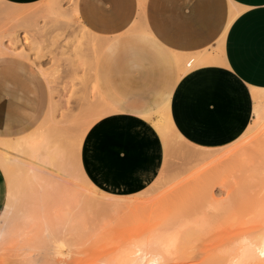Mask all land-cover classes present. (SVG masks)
Instances as JSON below:
<instances>
[{"label": "rangeland", "instance_id": "obj_1", "mask_svg": "<svg viewBox=\"0 0 264 264\" xmlns=\"http://www.w3.org/2000/svg\"><path fill=\"white\" fill-rule=\"evenodd\" d=\"M57 1L54 9L58 7L63 16L52 14L53 8L45 6L47 0L30 5L40 9L33 31L14 28L25 44L3 40L15 52L24 50L46 74L48 83L28 61L20 65L14 57L0 56V99L7 103L0 108V140L36 133L50 113L57 122L74 119L73 135L90 119L83 110L93 109L98 102L96 66L106 49L95 51V37L73 17L76 0ZM4 23L6 28L16 25L10 18H0V27ZM13 69L22 78L15 93ZM254 134L211 151L225 153L241 147L222 168L196 181L194 171L169 178L180 161L166 155V173L159 184L124 197L144 202L151 210L133 218L91 207L92 194L103 197L86 186L70 147L50 164L44 157L17 156L0 144V155L6 151L11 159L32 169L36 188L32 204L25 201L15 207L10 226L0 237V264H117L114 258L121 251L134 249L157 223L173 221L180 208L198 209L205 223L184 232L182 246L164 264H218L241 239H253L264 223V123ZM184 184L181 191L172 192ZM59 240L61 246H57Z\"/></svg>", "mask_w": 264, "mask_h": 264}, {"label": "crops", "instance_id": "obj_2", "mask_svg": "<svg viewBox=\"0 0 264 264\" xmlns=\"http://www.w3.org/2000/svg\"><path fill=\"white\" fill-rule=\"evenodd\" d=\"M230 2L241 12L227 31L221 63L178 77L172 53L215 52ZM76 8L89 33L110 39L95 82L98 96L114 112L91 124L79 152L80 171L99 192L131 197L157 178L165 150L147 117L167 101L173 127L193 146L224 148L250 124V86H264V0H146L145 33L129 32L138 0H77ZM12 73L15 93L22 78L17 70ZM6 104L0 99V108ZM5 201L0 169V214Z\"/></svg>", "mask_w": 264, "mask_h": 264}, {"label": "bare ground", "instance_id": "obj_3", "mask_svg": "<svg viewBox=\"0 0 264 264\" xmlns=\"http://www.w3.org/2000/svg\"><path fill=\"white\" fill-rule=\"evenodd\" d=\"M57 2V0H47L45 6L49 10H52L53 8L52 14L63 16L64 12L59 11L58 7L56 10L54 9V6H58L57 4H59ZM145 3L146 0H138L137 18L129 29V32H146V30H144ZM76 4L77 0L73 6L72 15L79 21ZM39 10L32 8L30 5H16L0 0V18H10L11 21L16 23L13 27L6 28V23L0 27V56L7 55L14 57L15 62L20 65H22L25 61H28L31 66L38 71V74L46 81V83H48L46 74L28 59L24 50L21 49L20 51L15 52L3 43L4 38H7L11 45H15L19 42L25 44V41L22 42L23 36L18 37L16 33L17 31H15L14 28L27 27V33L32 32L34 28L33 24L35 22L34 18L38 14ZM240 12L239 7L230 2L228 22L224 32L217 41V48L215 52H201L197 54H185L179 52L172 53L179 72L178 77H181L185 73L203 65L221 63L220 55L223 52V45L227 31ZM80 27L88 32L83 25H81V23ZM7 31L9 32L8 34L6 33ZM94 37L95 44L93 49L97 52L107 47L110 43V39L96 36ZM250 94L253 102L252 122H250L245 131L230 144L231 146L237 141L245 138L247 135L257 133L258 129L263 126L264 86H250ZM83 112H85L86 115L88 114L90 119L86 121L84 125L82 124L77 127L76 133L73 135L72 130L74 129V126L72 121H74V119H66L64 121L57 122L50 113L44 124L45 128H39L36 133L19 139H2L0 140V144L7 149H11L17 156L23 155L31 159L44 157V159L50 162V164H53V162L59 158L60 151L68 146L70 147V154L76 158V163L80 170L79 152L86 130L93 122L102 116L114 112V110L108 107L98 96V102L93 106V109L90 110L87 108L84 109ZM147 119L152 121L157 134L161 138L165 150V156L168 155L169 158H173L174 155V159L180 161V164L177 166L178 170L169 176L171 179L178 177L179 174L181 175L185 172L194 171L196 173L194 180L196 181L198 178L212 174L215 170L222 168L229 157L237 152V147L241 149L240 146H235L233 149L228 150L225 153H215L211 151H217L222 148L206 149L189 144L177 133L172 125L168 101L155 112V116L153 118L147 117ZM166 164L167 162L164 160L161 170L153 182L155 186L158 185L159 181H161L164 177L166 173ZM202 166H205V168H203L206 169L205 171L198 170V168ZM0 168L6 184V201L0 214L1 237L10 226V220L15 207L22 205L25 201L31 205L34 201L36 188L34 186L35 181L32 169H30V167H26L24 163L22 164L17 160L11 159L10 155L6 151H3L0 155ZM81 177L87 187L99 192L89 182V180L83 176L82 173ZM154 187L152 189H154ZM184 187L185 184L172 192L181 191ZM100 193L103 198H98L93 194L90 196L91 207L96 212H121L127 213V218H133L151 211L144 202L134 200L128 201L125 200L126 198L124 197L113 196L102 192ZM203 216V212L196 208L178 209L175 212V218L173 221L167 224L157 223L153 230L143 237L137 245H135L134 249L121 251L114 258V261L117 264H164L169 257L174 252L178 251V249L182 246L183 233L191 229L193 226H199L205 223ZM62 244L63 242L59 240L57 246H61ZM255 263L264 264V223L258 227L256 235L253 239H241L236 248L226 257L221 259L218 264Z\"/></svg>", "mask_w": 264, "mask_h": 264}]
</instances>
